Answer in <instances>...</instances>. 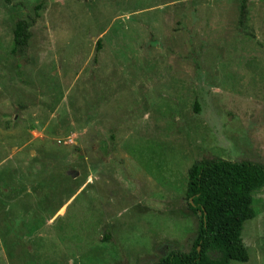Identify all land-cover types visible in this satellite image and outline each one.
Wrapping results in <instances>:
<instances>
[{"label": "rangeland", "instance_id": "obj_1", "mask_svg": "<svg viewBox=\"0 0 264 264\" xmlns=\"http://www.w3.org/2000/svg\"><path fill=\"white\" fill-rule=\"evenodd\" d=\"M41 1L22 66L0 62V264L188 251L193 163L264 164V0L249 4L253 39L240 0H0L2 60ZM253 199L231 264H264V188Z\"/></svg>", "mask_w": 264, "mask_h": 264}, {"label": "trees", "instance_id": "obj_2", "mask_svg": "<svg viewBox=\"0 0 264 264\" xmlns=\"http://www.w3.org/2000/svg\"><path fill=\"white\" fill-rule=\"evenodd\" d=\"M5 6L13 5L16 0H3ZM251 0H240L237 30L255 38L248 30L247 20ZM28 3L23 0L21 6ZM44 2L36 4L34 14L17 19L13 27V45L8 56L0 62L14 58L18 69L21 61L27 58L30 46L32 27L41 17ZM102 40L98 41V53L103 50ZM8 69V68H7ZM0 71H4L0 68ZM2 88L12 85V79L6 73ZM0 79L2 77L0 76ZM10 82V83H9ZM200 113L201 105H195ZM8 123V121H7ZM179 122L174 121L169 131H177ZM264 188V164L243 159L230 161L219 157H208L197 160L188 170L186 198L189 200V211L197 220V232L188 251L166 249L153 264H231V258L245 250L242 233L246 222L254 219L253 193ZM14 192V188L11 190ZM10 192V191H9ZM8 194H11L9 193ZM7 196V194H5ZM6 221V222H5ZM7 224V218H5ZM104 236L102 241H110Z\"/></svg>", "mask_w": 264, "mask_h": 264}, {"label": "built area", "instance_id": "obj_3", "mask_svg": "<svg viewBox=\"0 0 264 264\" xmlns=\"http://www.w3.org/2000/svg\"><path fill=\"white\" fill-rule=\"evenodd\" d=\"M70 141H72L71 139H69ZM67 143V142H66Z\"/></svg>", "mask_w": 264, "mask_h": 264}]
</instances>
